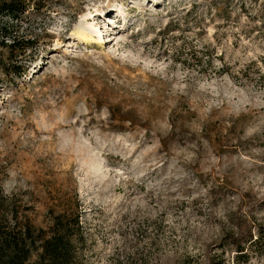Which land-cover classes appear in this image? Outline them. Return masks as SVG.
Returning a JSON list of instances; mask_svg holds the SVG:
<instances>
[{"label": "rangeland", "instance_id": "1", "mask_svg": "<svg viewBox=\"0 0 264 264\" xmlns=\"http://www.w3.org/2000/svg\"><path fill=\"white\" fill-rule=\"evenodd\" d=\"M37 1L34 46L0 47L21 216L78 212L83 264H237L235 238L264 264V0Z\"/></svg>", "mask_w": 264, "mask_h": 264}, {"label": "trees", "instance_id": "2", "mask_svg": "<svg viewBox=\"0 0 264 264\" xmlns=\"http://www.w3.org/2000/svg\"><path fill=\"white\" fill-rule=\"evenodd\" d=\"M42 8L37 0H0V47L9 51L11 61L34 46L35 39L31 32L22 29V25L35 9ZM14 74L20 75L16 69ZM2 182L0 168V264H83L77 253L83 237L79 213H53L48 231L37 229L29 219L21 216L17 199L4 193ZM258 235L254 238L251 233L250 242L261 241L263 235ZM231 246L239 254L234 262L239 264L241 258L244 262L248 260L245 243L235 238ZM38 251V259L30 263L32 255ZM207 264L228 263L218 256Z\"/></svg>", "mask_w": 264, "mask_h": 264}, {"label": "bare ground", "instance_id": "3", "mask_svg": "<svg viewBox=\"0 0 264 264\" xmlns=\"http://www.w3.org/2000/svg\"><path fill=\"white\" fill-rule=\"evenodd\" d=\"M77 36L79 38H82L84 42L89 43V44L93 41L91 37L85 35L83 32L77 33Z\"/></svg>", "mask_w": 264, "mask_h": 264}]
</instances>
